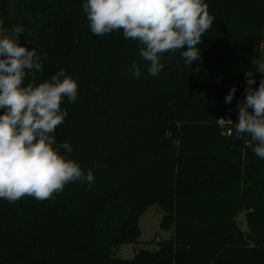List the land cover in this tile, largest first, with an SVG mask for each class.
<instances>
[{
	"label": "trees",
	"instance_id": "1",
	"mask_svg": "<svg viewBox=\"0 0 264 264\" xmlns=\"http://www.w3.org/2000/svg\"><path fill=\"white\" fill-rule=\"evenodd\" d=\"M84 2L0 0L3 26H22L20 45L46 57L36 84L60 69L77 81L54 135L73 148L61 154L94 173L90 186L68 183L51 199H0V264H264V159L245 143L250 136L236 138L238 115L231 134L218 123L245 99L246 72L253 88L264 79L256 70L264 0H205L215 19L200 59L188 66L181 50L164 53L155 77L138 41L90 31ZM133 61L138 79L128 72ZM152 205L169 237L120 257L121 245L139 241L138 218Z\"/></svg>",
	"mask_w": 264,
	"mask_h": 264
},
{
	"label": "clouds",
	"instance_id": "2",
	"mask_svg": "<svg viewBox=\"0 0 264 264\" xmlns=\"http://www.w3.org/2000/svg\"><path fill=\"white\" fill-rule=\"evenodd\" d=\"M82 8L94 35L122 30L125 39L138 41L139 55L150 62L148 74L153 77L164 67V53L181 50L180 59L188 66L199 60L197 45L215 19L205 0H85ZM23 32L20 25L9 32L0 21V199L8 202L26 196L43 201L62 192L68 183L81 181L90 186L94 182L91 168L85 172L78 162L61 154V149L71 154V144H57L54 135L68 115L61 107L64 98L76 101L78 83L60 69L37 85L36 76L43 71L46 57L20 45ZM256 70L264 73V62ZM128 72L131 78L141 75L135 61ZM245 76L248 87L245 99L237 103L234 132L237 139L250 136L245 143L254 144V154L264 159V79L253 88V73ZM28 77L31 82L25 85ZM235 92L232 87L226 103L232 102Z\"/></svg>",
	"mask_w": 264,
	"mask_h": 264
},
{
	"label": "rangeland",
	"instance_id": "3",
	"mask_svg": "<svg viewBox=\"0 0 264 264\" xmlns=\"http://www.w3.org/2000/svg\"><path fill=\"white\" fill-rule=\"evenodd\" d=\"M117 32V31H114ZM262 62H264V42L262 48ZM163 211L157 205H152L140 214L139 227L140 236L136 243H125L121 245L118 255L123 258H132L141 248H156L159 240L166 239L170 235V230L163 225ZM237 220L242 228H246L244 215L240 213Z\"/></svg>",
	"mask_w": 264,
	"mask_h": 264
},
{
	"label": "built area",
	"instance_id": "4",
	"mask_svg": "<svg viewBox=\"0 0 264 264\" xmlns=\"http://www.w3.org/2000/svg\"><path fill=\"white\" fill-rule=\"evenodd\" d=\"M249 111H251V109ZM235 114L238 115L237 107L229 109L225 116H221L218 119V123L221 126L223 133L225 134L232 133V122H233V116Z\"/></svg>",
	"mask_w": 264,
	"mask_h": 264
},
{
	"label": "water",
	"instance_id": "5",
	"mask_svg": "<svg viewBox=\"0 0 264 264\" xmlns=\"http://www.w3.org/2000/svg\"><path fill=\"white\" fill-rule=\"evenodd\" d=\"M170 217V215H167V218Z\"/></svg>",
	"mask_w": 264,
	"mask_h": 264
}]
</instances>
